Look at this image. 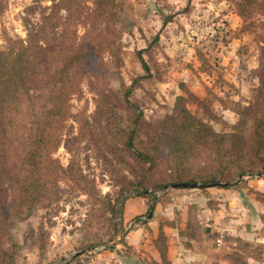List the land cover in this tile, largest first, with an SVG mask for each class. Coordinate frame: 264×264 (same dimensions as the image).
I'll list each match as a JSON object with an SVG mask.
<instances>
[{
  "label": "rangeland",
  "instance_id": "374dc122",
  "mask_svg": "<svg viewBox=\"0 0 264 264\" xmlns=\"http://www.w3.org/2000/svg\"><path fill=\"white\" fill-rule=\"evenodd\" d=\"M82 1L88 7L92 6L93 0ZM235 1L181 0L173 4H162L161 1L158 5V0H113L115 16L105 28L113 29L119 37V54L117 58H111L104 52L103 62L108 65L104 75L97 81L83 80L80 89L70 94V113L58 131L61 140L52 151V157L62 167L73 164V171L68 174L72 179L60 178L57 190L49 191L42 200L35 202L28 216L10 219L3 238L4 249L10 258L9 261L5 259L4 264H88L105 250L115 256L122 255L127 251L125 236L136 228L123 222L126 198L139 196L135 191L145 185L152 191L146 196L151 203L168 200L166 193L172 187L157 189L153 185L167 175L172 160L164 157L149 168L147 164H137L133 155L117 156L110 143L111 137L104 133L106 128L94 124V118L99 119L102 113L112 110L122 125L129 123L131 116L122 99L128 89L130 101L142 111L146 121L153 123L174 113L178 96H187L188 88L181 81L183 78H202L208 85L203 86L201 96L192 92L202 103L189 101L186 107L216 132L236 133L241 128L239 112L257 100V70L261 68L260 54L264 47V14L257 10L251 17L243 19L237 14ZM56 2L0 0V50L26 43L44 15L50 17L45 21L46 30L56 29L58 17L54 14L57 9L53 7ZM60 15L65 16L66 11L59 9ZM167 17L169 19L164 20ZM83 30L84 26L79 25V34ZM168 31H172L170 38L166 36ZM164 49L169 51L168 56ZM141 58L149 71L145 70ZM32 63L29 61L27 67L29 84H34L35 80L33 74L36 71L30 70ZM45 67L49 70L51 64ZM181 73L186 74L182 77ZM100 90L110 98L118 99L123 106L106 111L105 105L104 108L98 104ZM30 99L31 96L27 100L23 94L17 106L9 100L4 102V111L14 118L8 121V128H12L8 131V145L15 135H12L14 130L25 137L34 126L31 124L34 110ZM256 108L260 113L264 112V103L258 107L255 103L252 109ZM104 115L107 117L106 113ZM77 116L83 117L81 122ZM85 119L91 127L86 125ZM241 135L239 140L246 143L249 135L252 137L248 130L241 131ZM248 151L246 148L227 154L220 164L211 161L209 148L198 145L189 154L187 166L193 175L200 172L203 176L216 175L228 179L229 186H235L243 225L247 223L252 227L235 243L242 255L250 251L261 253L264 248V151L258 156ZM82 174L87 181L82 179ZM197 184V187L175 189L209 187L201 188L202 184ZM253 205L259 208H253ZM253 213L257 214L255 220ZM189 221L190 233L195 235L198 226L193 217ZM157 240L162 241L159 236ZM242 255L236 259L244 264Z\"/></svg>",
  "mask_w": 264,
  "mask_h": 264
},
{
  "label": "trees",
  "instance_id": "16d2710c",
  "mask_svg": "<svg viewBox=\"0 0 264 264\" xmlns=\"http://www.w3.org/2000/svg\"><path fill=\"white\" fill-rule=\"evenodd\" d=\"M235 5L237 14L243 19L251 17L257 10L264 14V0H237ZM113 6V0H93L91 7L82 0H57L53 5L57 9V13H53L58 17V25H54L56 29L46 30L45 21H49L50 17L44 15L41 24L26 43L0 50V264L10 258L3 245L10 219L28 216L34 203L42 200L49 191L55 192L58 180L68 177L73 171V164L67 168L62 167L52 157V151L61 140L58 131L68 112L70 113V94L80 89L83 80L97 81L104 75L103 71L108 69V65L103 62L104 52L111 58H117L119 54V37L113 29L108 31L105 28L115 16ZM59 9H64L66 15L59 16ZM168 19L169 17L164 20ZM79 25L84 26L82 34L78 32ZM29 61L35 63H32L33 67L30 69L31 72L36 71L33 74L34 84H29L28 81ZM141 61L145 70L149 71L142 58ZM48 64H51L49 70L45 67ZM260 66L257 70V107L264 103V47L261 48ZM31 92H34L33 96ZM129 93L128 89L122 98L124 108L131 116L126 126L115 119L113 110L102 113L99 119L94 118V124L102 129L106 128L104 133L111 137L110 143L117 156L124 158L133 155L137 164H147L149 168L164 157L172 160L173 165L167 175L155 182L154 188L197 182L204 188L221 181L226 182L224 187H229L228 179L216 175L203 176L201 172L193 175L187 168L188 158L191 156L189 154L198 145L209 148L211 161L220 164L225 155H232L235 151L242 152L249 148L248 152L255 156L264 151V112L260 113L258 108L252 109L255 103L243 107L239 112L241 128L236 133H224L216 132L190 112L185 104L194 101L200 105L202 100L188 89L186 97L176 98L173 114L153 123L143 118L142 111L130 101ZM23 94L27 96V100L31 96L30 103L34 110L31 124L34 126L29 128L32 130L25 137L21 136V132L16 134L14 130L12 135H15L8 145V131L12 129L8 128V121L14 118L4 111V102L9 100V103L17 106L21 102L20 95ZM99 94L98 104L104 108L106 106V111L123 106L118 99L112 96L110 98L104 91L100 90ZM248 118L251 120L249 123L246 122ZM77 119L81 122L83 117L77 116ZM85 123L90 127L92 125L88 119H85ZM244 130L252 133L247 143L239 140L242 137L241 131ZM237 142L245 145L241 147ZM77 171L79 174L80 169ZM82 179L86 180L83 174ZM139 190L135 191L139 196L152 193L145 185Z\"/></svg>",
  "mask_w": 264,
  "mask_h": 264
},
{
  "label": "crops",
  "instance_id": "0c3cea01",
  "mask_svg": "<svg viewBox=\"0 0 264 264\" xmlns=\"http://www.w3.org/2000/svg\"><path fill=\"white\" fill-rule=\"evenodd\" d=\"M161 1L162 4L181 2L158 0V5ZM171 35L172 31L166 33L169 38ZM168 52L165 50L167 56ZM181 81L197 96H201L203 86L208 85V81L198 77ZM237 192L235 186L211 185L197 190L172 188L166 193L167 201L156 203H151L146 196H129L123 204V222L136 228L125 236L127 251L115 256L105 250L88 264H242L236 259L242 253L235 243L252 227L247 223L243 225ZM256 207L259 208L253 205ZM255 214H252L253 220ZM192 217L198 226L195 235L188 227ZM160 232L161 242L157 240ZM242 256L244 264H264V248L261 253L250 251Z\"/></svg>",
  "mask_w": 264,
  "mask_h": 264
},
{
  "label": "water",
  "instance_id": "95a60500",
  "mask_svg": "<svg viewBox=\"0 0 264 264\" xmlns=\"http://www.w3.org/2000/svg\"><path fill=\"white\" fill-rule=\"evenodd\" d=\"M224 185L225 184L219 183V184H214L212 186H224ZM197 186H198L197 183H193V184H190V183H179V184L172 185L171 187L172 188H177V187H197ZM79 253H75L74 255L79 254Z\"/></svg>",
  "mask_w": 264,
  "mask_h": 264
}]
</instances>
